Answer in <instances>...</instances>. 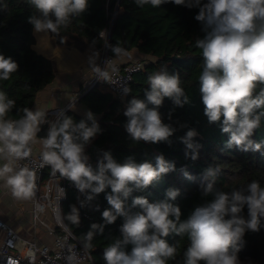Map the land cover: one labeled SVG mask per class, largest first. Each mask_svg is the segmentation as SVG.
<instances>
[{
  "label": "clouds",
  "instance_id": "clouds-1",
  "mask_svg": "<svg viewBox=\"0 0 264 264\" xmlns=\"http://www.w3.org/2000/svg\"><path fill=\"white\" fill-rule=\"evenodd\" d=\"M39 15L28 22L36 33H58L70 19L86 11L88 0H28ZM138 7L150 4L160 7L171 2L189 9L198 8L195 20L202 25V38L195 41L202 50L203 70L199 76V91L204 115L209 123H220L221 132L229 135L225 148L242 152H260L264 141L251 137L264 118V0H133ZM106 30L99 32L106 40ZM106 46H109L106 44ZM119 56L126 55L118 45H110ZM91 59V57L89 58ZM19 65L0 54V80H8L18 71ZM97 77L108 81L109 72L95 66ZM117 69L112 68V72ZM125 94L131 92L123 89ZM145 99L133 97L124 111L126 131L133 141L150 143L169 142L175 129L163 122L158 108L165 98L178 107L189 103V96L181 87L179 73H169L167 68L148 77ZM153 107H149L148 105ZM15 101L0 91V181L16 199L27 200L34 194L36 174L19 161L29 158L32 145H41V166L50 167L81 192L88 201L104 193L110 208L102 212L103 224L93 223L84 234V246L91 247L97 234H103L105 225L123 218L120 236L105 248V264H168L177 254L176 244L168 237L186 235L188 246L183 252V264H241L238 253L247 231L257 232L264 218V187L252 180L246 187L230 192L215 187L220 168L209 166L203 172L207 181L201 186L203 203L196 206L186 219H181L180 207L173 203L180 195L179 189L166 190V199L149 202L142 196L132 201L131 211L125 201L133 190L147 189L154 181L175 171V164L163 155L155 158V165L145 161L136 163L128 158L118 163L108 151L102 153L94 170L88 163L86 146L101 131L91 111L87 121L74 122L62 115L49 124L45 137L38 139L41 125L48 123L46 113L40 109L24 108L19 119H10ZM197 135L189 129L181 138L191 159H198L193 143ZM186 157L189 152L186 151ZM187 179L191 175L185 172ZM134 186V187H133ZM63 198L65 189L60 187ZM83 206V202L81 204ZM247 209V216L244 210ZM62 209L57 207V212ZM65 218L76 227L80 224L79 209L73 205ZM131 245L126 251L125 246Z\"/></svg>",
  "mask_w": 264,
  "mask_h": 264
},
{
  "label": "trees",
  "instance_id": "trees-1",
  "mask_svg": "<svg viewBox=\"0 0 264 264\" xmlns=\"http://www.w3.org/2000/svg\"><path fill=\"white\" fill-rule=\"evenodd\" d=\"M112 4V0H88V7L79 16L70 19L67 26H61L58 33H53L59 44L75 45L84 50L94 45L100 52L104 50L106 40H101L99 32H109V46L118 45L125 51L137 49L150 56L145 59V65L133 75L131 92L125 99L116 98L110 92H104L98 87H92L81 98L93 113L100 114L95 119L101 131L86 146L85 152L92 162V168H97L98 160L104 151L112 154L118 163H124L131 158L136 163L145 161L155 165V158L163 155L166 161L175 164V171L162 175L147 189L133 190L125 201L126 208H132V201L137 196L145 197L149 202L166 199V190L179 189L180 195L173 203L182 212L181 219H186L194 208L211 197H202L201 186L207 181L203 172L209 166L220 168L215 178V187L226 192L240 189L252 180L259 181L264 187V147L260 152H242L237 148H225L228 134L221 132V124L209 123L204 115L199 91V76L203 70L202 50L196 47L195 41L202 38V25L195 20L198 8L189 9L168 2L160 7L150 4L138 7L133 0H119ZM32 15H39L28 0H0V54L5 58L11 57L18 65V71L12 73L8 80H0V91H4L8 98L15 101V106L9 113V118H20L24 108L32 109L40 90L52 83L56 78V71L52 60L38 53L34 48L35 36L33 27L28 22ZM109 54L116 57L111 47ZM179 57V59H175ZM166 67L168 72L179 73L181 87L189 96V103L183 107L176 106L169 98H165L158 108L164 123L170 124L174 134L169 142L150 143L133 141L126 131L127 117L124 111L128 102L133 98L145 99L144 90L148 87V77ZM150 108L152 105H148ZM63 115L72 117L74 122L87 121V116L74 108H69ZM61 118V117H60ZM91 124V121H87ZM49 124H46L41 135H47ZM189 129H195L197 135L193 143L198 145V159H191L181 138ZM254 141H264V118L261 126L251 137ZM189 152L186 157L185 153ZM187 172L192 179H187ZM134 187V186H133ZM97 195L94 204L100 207L93 212L91 219H85L79 226L71 224L66 218L71 206H76V194L68 189L66 200L62 203V211L66 223L84 244V234L90 230L93 223L103 224L102 212L110 208L106 194ZM247 216V209L244 210ZM123 218L118 217L113 224L105 225L103 234H97L87 247L93 256L95 264H105L103 252L120 234ZM169 243L176 244L175 259L168 264H183V252L188 246V238L176 236L168 237ZM131 245L125 250H131ZM241 264H252L259 261L264 264V218L257 232L247 231L238 253Z\"/></svg>",
  "mask_w": 264,
  "mask_h": 264
},
{
  "label": "built area",
  "instance_id": "built-area-1",
  "mask_svg": "<svg viewBox=\"0 0 264 264\" xmlns=\"http://www.w3.org/2000/svg\"><path fill=\"white\" fill-rule=\"evenodd\" d=\"M106 33L108 45L109 32ZM106 44L104 50L100 52L98 66L109 72L108 81L99 79L96 71L87 85L76 94L73 104L92 87L110 92L116 98L125 99L129 93L125 94L123 89L127 87L131 90L130 84L134 73L145 65V60L119 62L116 57L109 54ZM113 67L117 69L115 72H112ZM59 118L58 116L52 122ZM40 153L41 151L32 149L29 158L18 162L21 166L30 167L36 174L31 205L32 237L20 234L10 222L0 217V228L5 231L0 244V264H95L92 254L68 226L63 211L57 212V207L59 205L62 209L69 188L76 194L80 222L91 219L94 210L98 209L100 204H94L93 200L88 201L86 193L79 192L72 182L59 173H53L50 167H42ZM88 163L92 167L90 160ZM60 187L64 188L66 193L61 199ZM82 202L83 206H81ZM40 230L49 236L50 240L39 243L37 237Z\"/></svg>",
  "mask_w": 264,
  "mask_h": 264
},
{
  "label": "crops",
  "instance_id": "crops-1",
  "mask_svg": "<svg viewBox=\"0 0 264 264\" xmlns=\"http://www.w3.org/2000/svg\"><path fill=\"white\" fill-rule=\"evenodd\" d=\"M33 48L40 54L52 60L56 78L52 83L40 90L32 109H40L46 113L48 123L60 116L66 108H74L78 112L87 116L91 111L87 104L81 99L73 104L76 94L82 90L96 73L95 66H98L100 51L92 44L82 50L75 45L59 44L56 36L49 32L36 33ZM127 54L116 56L119 62H129L133 60H145L150 56L137 49L125 51ZM91 57V59H89ZM106 92V91H104ZM92 112V111H91ZM93 113V112H92ZM98 119L100 114L93 113ZM41 125L43 127L48 124ZM38 133V139L46 135ZM35 151H41L39 143L32 145ZM3 161H0L2 164ZM32 197L27 200L16 199L3 181H0V217L13 225L17 231L31 238L33 227L31 223ZM37 241L39 243L50 240L41 230L38 232ZM5 236V231L0 228V244Z\"/></svg>",
  "mask_w": 264,
  "mask_h": 264
},
{
  "label": "water",
  "instance_id": "water-1",
  "mask_svg": "<svg viewBox=\"0 0 264 264\" xmlns=\"http://www.w3.org/2000/svg\"><path fill=\"white\" fill-rule=\"evenodd\" d=\"M118 2L117 3V7H118V5H119V0H112V4L113 3H115V2ZM175 59H179V57H175ZM69 108H66L62 113H60V116L59 117H61L67 110H68Z\"/></svg>",
  "mask_w": 264,
  "mask_h": 264
},
{
  "label": "rangeland",
  "instance_id": "rangeland-1",
  "mask_svg": "<svg viewBox=\"0 0 264 264\" xmlns=\"http://www.w3.org/2000/svg\"><path fill=\"white\" fill-rule=\"evenodd\" d=\"M252 264H261L259 261H257V262H253Z\"/></svg>",
  "mask_w": 264,
  "mask_h": 264
}]
</instances>
